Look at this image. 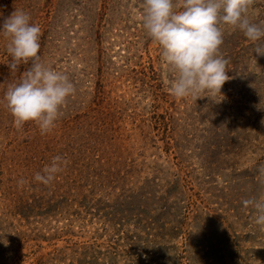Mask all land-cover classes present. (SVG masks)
I'll return each instance as SVG.
<instances>
[{
	"label": "rangeland",
	"instance_id": "1",
	"mask_svg": "<svg viewBox=\"0 0 264 264\" xmlns=\"http://www.w3.org/2000/svg\"><path fill=\"white\" fill-rule=\"evenodd\" d=\"M15 9L40 25L38 54L77 91L54 130L18 131L4 94L31 62L10 71L0 34V264H264V230L242 204L264 196V40L224 26L231 79L214 97L178 99L142 0H0V26ZM249 15L264 21V0ZM57 155L64 170L35 181ZM133 201L156 214L145 239L157 245L125 247L142 226L114 209Z\"/></svg>",
	"mask_w": 264,
	"mask_h": 264
},
{
	"label": "clouds",
	"instance_id": "2",
	"mask_svg": "<svg viewBox=\"0 0 264 264\" xmlns=\"http://www.w3.org/2000/svg\"><path fill=\"white\" fill-rule=\"evenodd\" d=\"M254 5L255 0H142L143 29L161 47V59L172 73L169 94L195 101L221 94L231 79L227 74L230 61L221 52L224 26L240 31L253 44L264 40V21H254L249 15ZM31 21L29 13L15 9L0 26V34L8 40L9 70L31 62L22 79L7 87L4 100L18 131L33 122L44 135L54 130L77 89L68 74L42 61L38 54L42 30ZM255 52L264 55V46H257ZM66 165L64 157L54 156L34 180L48 186ZM258 172L264 177V165ZM25 183L18 181L20 186ZM242 204L254 210V223L264 230V196L244 199Z\"/></svg>",
	"mask_w": 264,
	"mask_h": 264
},
{
	"label": "trees",
	"instance_id": "3",
	"mask_svg": "<svg viewBox=\"0 0 264 264\" xmlns=\"http://www.w3.org/2000/svg\"><path fill=\"white\" fill-rule=\"evenodd\" d=\"M126 193H124V195H123V200L124 201H131V200H133L130 196H128V195H125ZM119 206L120 207H123V204H119ZM128 210H119V209H114V216L116 217V216H119L120 218H119V220L121 221V222H125L126 220L124 219V218H122L123 217V215H126V213H129L130 214V216H131V218H133L134 220H136L137 221V225H141L142 226V229H139V231L137 232L138 234H135V233H133V228H132V231H126V233H125V235H124V237L128 240L127 242H126V245H125V247H127V248H130V249H134V248H132L135 244H139L141 247H146V246H148V245H157V244H155V243H153V242H151V241H146V239L145 238H147L148 236L149 237H152V236H150L148 233H146L145 232V230L147 231V230H150L149 229V224H152L151 223V221H152V216L153 217H156V214H154V215H152V216H150L149 215V211L147 210V208L143 205V203H136V202H131V204H128ZM119 225V224H118ZM121 225V224H120ZM133 226H134V224H133ZM134 229H137V228H134ZM144 230V231H143ZM124 233V231H122L121 232V237H122V234ZM121 237L119 238V237H117V238H119V239H117V240H114L113 241V246H112V254H114L115 256L117 255V248L119 247V241H120V239H121ZM134 243V244H133ZM127 248H125L126 249V252H121V254L123 253L125 256H127V257H129L130 255H131V253L130 252H128V250H127ZM119 249V248H118ZM119 254H118V258H119ZM135 256H137L136 254H135ZM95 259V258H94ZM96 264H99L98 263V260H99V258H96ZM122 261V260H121ZM121 261L119 262V264H122L121 263ZM48 263H50L49 261H48ZM47 263V264H48ZM50 264H52V263H50ZM104 264H106V262L104 263ZM110 264H116V263H110Z\"/></svg>",
	"mask_w": 264,
	"mask_h": 264
}]
</instances>
